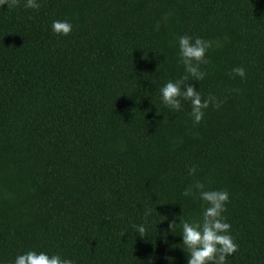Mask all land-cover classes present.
<instances>
[{"label": "trees", "instance_id": "obj_1", "mask_svg": "<svg viewBox=\"0 0 264 264\" xmlns=\"http://www.w3.org/2000/svg\"><path fill=\"white\" fill-rule=\"evenodd\" d=\"M25 2L0 7V264L29 250L187 264L182 222L205 205L183 193L196 182L229 193L226 264H264V0ZM184 35L212 42L205 78L188 83L222 103L199 124L160 92L186 75Z\"/></svg>", "mask_w": 264, "mask_h": 264}, {"label": "clouds", "instance_id": "obj_2", "mask_svg": "<svg viewBox=\"0 0 264 264\" xmlns=\"http://www.w3.org/2000/svg\"><path fill=\"white\" fill-rule=\"evenodd\" d=\"M18 4L19 0H0V7L7 5L8 8H14ZM24 7L26 9H39L40 4L37 0H26ZM51 27L57 35L67 36L72 31V25L68 21L55 20L52 22ZM211 46V41L199 37L195 39L188 35L179 37V57L186 75L174 82H167L160 89L162 102L170 110L179 111L182 107L181 100L190 102V115L195 124L202 121L204 110L210 104L219 107L222 103H218L217 98L214 96L202 99L200 92L188 83L190 77L191 80L195 81L205 78L206 73L201 70L200 65L208 63L205 56ZM231 72L241 78L246 76L243 67H235ZM195 171L194 167L190 168L189 175H194ZM197 194L205 205L202 218L194 222H182L181 236L183 249L188 256L187 264H226V258L238 250V245L229 234L231 225L225 222L222 215L226 211L225 205L229 202V193L226 190H205V185L201 182H196L183 193L184 196H195ZM149 214L150 210H147L145 217ZM163 217L162 221L167 219V217ZM176 225L175 220H173L167 231L174 233ZM133 228L136 229L141 238H144L146 228L143 224H134ZM13 264H74V261L64 259L59 254L50 256L45 252L38 253L35 250H29L17 255Z\"/></svg>", "mask_w": 264, "mask_h": 264}]
</instances>
